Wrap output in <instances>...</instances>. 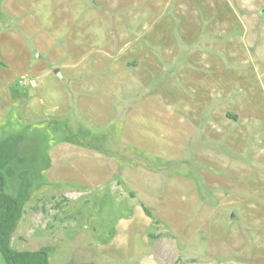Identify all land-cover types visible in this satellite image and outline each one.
Listing matches in <instances>:
<instances>
[{
    "label": "rangeland",
    "instance_id": "obj_1",
    "mask_svg": "<svg viewBox=\"0 0 264 264\" xmlns=\"http://www.w3.org/2000/svg\"><path fill=\"white\" fill-rule=\"evenodd\" d=\"M14 135L6 192L32 188L13 249L264 264V0H0Z\"/></svg>",
    "mask_w": 264,
    "mask_h": 264
},
{
    "label": "trees",
    "instance_id": "obj_2",
    "mask_svg": "<svg viewBox=\"0 0 264 264\" xmlns=\"http://www.w3.org/2000/svg\"><path fill=\"white\" fill-rule=\"evenodd\" d=\"M25 141L24 135H14L0 141V251L6 264H50L48 249L31 252L12 247V239L23 218L25 205L31 198L32 182L28 177L29 172L20 173V191L17 196H11L6 192L3 170H7L10 177L16 175L10 164L14 161L22 164L26 161V157L21 154Z\"/></svg>",
    "mask_w": 264,
    "mask_h": 264
}]
</instances>
